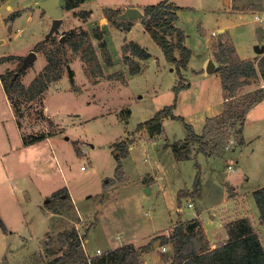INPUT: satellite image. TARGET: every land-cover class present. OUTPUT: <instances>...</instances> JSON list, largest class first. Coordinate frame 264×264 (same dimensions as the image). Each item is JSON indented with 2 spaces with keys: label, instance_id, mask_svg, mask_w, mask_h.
Wrapping results in <instances>:
<instances>
[{
  "label": "rangeland",
  "instance_id": "374dc122",
  "mask_svg": "<svg viewBox=\"0 0 264 264\" xmlns=\"http://www.w3.org/2000/svg\"><path fill=\"white\" fill-rule=\"evenodd\" d=\"M37 1L0 0V264H49L62 256L59 264H87L127 242L152 245L178 221L192 218L200 219L212 247L225 238L227 223L247 217L264 246L252 196L264 186V105L246 116L263 119L245 127L246 136L260 134V140L247 139L241 147L244 119L238 114L250 85L235 93L231 116L224 114L215 54L226 44L242 61L263 55L254 48L264 45V0H168L178 7L175 25L190 50L180 81L175 64L145 29V18L117 17L126 4L143 12L163 0H84L71 9L59 0L56 25L48 10L30 7ZM167 38L176 43L174 35ZM131 42L150 56L143 60L125 51ZM29 51L36 57L20 69ZM174 55L180 57L178 48ZM210 59L217 70L200 75ZM130 60L140 69L133 75ZM48 66L51 80L29 98L27 88ZM11 81L8 94L4 83ZM178 83L189 87L176 95ZM175 97V115L196 134L211 131L212 156L191 142L188 158H175L171 145L187 136L180 118H165L154 136L136 130ZM119 164L122 177L116 179ZM197 173V191L187 196ZM75 237L81 249L76 258H65ZM165 246L141 253V264H172V246Z\"/></svg>",
  "mask_w": 264,
  "mask_h": 264
},
{
  "label": "trees",
  "instance_id": "16d2710c",
  "mask_svg": "<svg viewBox=\"0 0 264 264\" xmlns=\"http://www.w3.org/2000/svg\"><path fill=\"white\" fill-rule=\"evenodd\" d=\"M84 2V0H66V9H71ZM178 7L169 3L168 0H163L155 5H148L143 11V20L145 18V29L149 31L153 40L161 47L165 59L172 62L176 66L177 76L179 81L183 78L181 69L187 66L190 50L183 44L184 32L177 26L175 21L177 20ZM131 23H128L126 29H130ZM97 34V33H96ZM174 35L176 43L171 42L167 37ZM100 35H98L99 38ZM76 40L73 42L74 49H77L79 43ZM101 45V44H100ZM103 46V43H102ZM226 49H222L223 45H220L216 54V59L220 63V76L222 83V91L224 96V114L229 115L230 106L232 104L233 97L237 90L250 83L252 78L257 77V73L261 74L264 82V55L259 59H250L242 61L236 54V50L231 45H226ZM180 50V57L174 55V49ZM125 51H129L132 55L139 57L140 59H147L150 54L146 52L138 44L132 42L125 45ZM91 51V50H90ZM225 52L223 55L220 54ZM232 53L233 59L228 60L227 54ZM92 55V54H91ZM84 57V55H83ZM105 63L111 64L110 57H104ZM233 63V64H232ZM129 73L131 75L139 72V65L130 60ZM55 68V63L54 67ZM50 67L46 68V71L39 75L33 84H31L27 90L29 91L28 97L32 98L35 94L42 93L46 86L47 81L51 80ZM13 81L5 84L6 92H10V84ZM189 87V84H177L174 87V92L177 95L182 89ZM262 90V89H261ZM256 91L253 94H248L246 97L247 103L244 104L241 110V115L250 108L254 102L260 100L263 96V91ZM165 106L158 110L154 116L148 120L139 123L136 127L138 131H145L149 135H157L162 133V122L165 118L178 119L180 118L187 130L186 138L180 143H173L171 145L174 156L177 160H183L188 158L187 148L191 142L198 143L197 150L206 157L213 155V151L208 147L211 131L205 130L201 134H196L192 126L185 123L182 117H179L173 113V109L176 104ZM226 122V118L224 119ZM125 143L122 144L124 146ZM126 147V146H125ZM120 164L116 167L115 177L120 179L122 177ZM199 185V175L196 174L193 187L187 196L194 195ZM183 193V191H180ZM184 194V193H183ZM181 194H179V197ZM254 203L258 211V219L260 224L264 227V186L255 189L252 192ZM2 229L4 225L2 224ZM227 238L211 247L208 240L205 239L200 222L196 218H192L185 221H178L172 229V232L168 235H159L156 239H159V246L170 244L173 249V261L172 264H264V246L259 238L257 231L251 224L250 219L247 217H239L226 225ZM61 236V235H60ZM64 242V240H63ZM154 242V241H153ZM152 242V243H153ZM152 245L147 244L141 247H135L133 244H126L114 248L103 255L94 257L92 262L87 264H109L111 262L117 264H141L140 254L148 251ZM81 249L80 239L75 237L69 244V249L65 254V258H76L78 251ZM64 257H57L50 261L49 264H59Z\"/></svg>",
  "mask_w": 264,
  "mask_h": 264
},
{
  "label": "water",
  "instance_id": "95a60500",
  "mask_svg": "<svg viewBox=\"0 0 264 264\" xmlns=\"http://www.w3.org/2000/svg\"><path fill=\"white\" fill-rule=\"evenodd\" d=\"M30 7H40L49 11L51 17L54 19V25H56L62 16V8L60 7L59 0H40L34 2L30 5ZM143 16V12L137 7H126L125 10L120 13L117 17L119 19H135ZM255 52L262 54L264 52V45L255 46ZM36 57V52L29 51L27 55L22 59L20 69L24 68L27 64H29ZM218 67L214 65V62L210 59L206 66V72L212 73L217 70ZM159 239H156L155 243H153V247H156L159 244Z\"/></svg>",
  "mask_w": 264,
  "mask_h": 264
},
{
  "label": "crops",
  "instance_id": "0c3cea01",
  "mask_svg": "<svg viewBox=\"0 0 264 264\" xmlns=\"http://www.w3.org/2000/svg\"><path fill=\"white\" fill-rule=\"evenodd\" d=\"M169 3H171V4H173V2L172 1H170ZM174 5V4H173ZM131 7H134V6H132V5H130ZM126 7H129V5H127L126 4V6H125V8ZM138 8V7H137ZM139 9V8H138ZM178 17V16H177ZM177 21V20H176ZM175 21V22H176ZM175 24V23H174ZM176 26V25H175ZM220 28L221 27H219L218 28V30H220ZM129 30H131V28L129 29ZM129 32V31H128ZM185 40V39H184ZM237 54V53H236ZM263 55H264V52L262 53ZM238 56V55H237ZM239 57V56H238ZM254 57V55L252 56V57H248L247 59H252ZM239 59H241L242 60V58H240L239 57ZM254 59V58H253ZM143 60H145V59H143ZM189 61V60H188ZM205 72H202V73H200V75H202V74H204V73H207L206 72V70H204ZM209 74V73H208ZM260 73L258 72L257 73V75H259ZM261 75V74H260ZM262 77V76H261ZM260 77V78H261ZM260 78H257V77H255V78H252L251 80H250V83L249 84H247L250 88H248V92L246 93L247 95H248V93H251V90H252V88L253 87H255V86H260V88H262L263 87V93H264V82H263V86H262V83H261V80H260ZM252 83V84H251ZM246 86V85H245ZM244 87V86H243ZM243 87H241V88H239L238 90L240 91V90H242V88ZM247 95H245V96H243V97H246ZM235 96V95H234ZM234 99V98H233ZM243 100H244V98H242V101L240 102V105L242 104V102H243ZM224 103V102H223ZM222 103V104H223ZM260 103H263V105H264V94H263V96H262V98L260 99V100H258L257 102H254L253 103V105L250 107V108H248V110L245 112V114L242 116L243 117V119H244V121H243V124H241V126H242V129H241V134H242V136L240 137L241 138V140H240V145H241V147L243 146V145H245V144H247L246 143V140L247 139H249V141L251 142V141H254V142H257V141H259L260 140V134H257V135H254L252 138H250V137H248V136H246V133H245V127H246V125L248 124V122H257L258 123V125H260L261 124V122H263V119L259 116V117H255V119L253 120H250V119H248L246 116H247V114L248 113H250L252 110H253V108H254V106H258V104H260ZM222 107H224V105L222 106ZM222 107H221V110H218V111H216L213 115H211V116H208V118L210 119V118H213L214 116H216L218 113H220L221 111H222ZM242 109H243V106H242ZM238 115H241V113L239 112V114ZM237 116V115H236ZM257 116V115H256ZM208 119V120H209ZM200 180H201V178H200ZM199 194V193H198ZM190 203H188V206H191V204L189 205ZM196 219H198L199 221H200V219L199 218H196ZM260 223V222H259ZM224 230H225V238L223 239V240H225L226 239V236H227V232H226V229L224 228ZM223 240H219V241H223ZM88 241V239L85 237L84 239H83V242H87ZM156 241V240H155ZM155 241H154V243H155ZM209 241H210V239H209ZM219 241H216V243L217 242H219ZM210 242H213V241H210ZM127 244H133V243H128L127 242ZM123 245H126V243L125 244H123ZM134 245V244H133ZM153 245V244H152ZM120 246H122V245H120ZM135 246V245H134ZM141 246V245H140ZM136 247V246H135ZM212 247H213V245H212ZM152 248H156V247H151L148 251H146V252H142V255L144 254V253H149V252H152V251H155V249H152ZM96 252H98V250H96ZM140 259H141V255H140Z\"/></svg>",
  "mask_w": 264,
  "mask_h": 264
},
{
  "label": "built area",
  "instance_id": "2783aa9c",
  "mask_svg": "<svg viewBox=\"0 0 264 264\" xmlns=\"http://www.w3.org/2000/svg\"><path fill=\"white\" fill-rule=\"evenodd\" d=\"M83 168L84 167L82 166L81 169H83ZM228 168L232 169V165L228 166ZM161 250L165 251L166 250V246L165 245L161 246Z\"/></svg>",
  "mask_w": 264,
  "mask_h": 264
}]
</instances>
